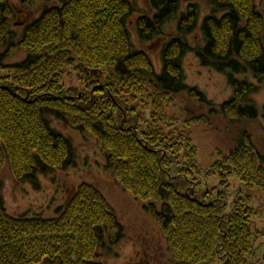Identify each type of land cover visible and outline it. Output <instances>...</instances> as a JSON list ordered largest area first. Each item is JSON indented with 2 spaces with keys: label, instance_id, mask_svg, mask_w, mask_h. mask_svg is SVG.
<instances>
[{
  "label": "trees",
  "instance_id": "1",
  "mask_svg": "<svg viewBox=\"0 0 264 264\" xmlns=\"http://www.w3.org/2000/svg\"><path fill=\"white\" fill-rule=\"evenodd\" d=\"M40 1L39 16L19 26L15 2L0 0V175L9 167L18 182L37 185L40 174L66 169L74 143L53 128L52 119L59 120L96 139L107 168L162 234L170 264H250L251 197L238 194L229 209L224 190L236 180L264 195V159L241 132L236 147L212 165L219 184L202 189L187 126L208 120L193 117L183 126L169 111L185 91L192 102L207 103L182 70L193 50L188 37L201 27L197 55L235 90L221 112L228 121L258 117L247 100L253 85L235 78H264L257 0H201L210 10L203 22L200 5L181 12V0H19L28 10ZM174 20L176 33L167 36ZM161 38L158 71L146 49ZM21 52L22 62L5 64ZM67 78L86 92L66 87ZM3 190L0 176V264H104L100 250L124 237L118 215L93 185L82 183L50 219L10 215Z\"/></svg>",
  "mask_w": 264,
  "mask_h": 264
},
{
  "label": "rangeland",
  "instance_id": "2",
  "mask_svg": "<svg viewBox=\"0 0 264 264\" xmlns=\"http://www.w3.org/2000/svg\"><path fill=\"white\" fill-rule=\"evenodd\" d=\"M20 22H30L39 16L45 4L40 1L34 7L23 5L19 0H13ZM197 2L201 9V22L210 14L209 8L201 0H181V12H185L188 4ZM260 10L264 13V0H257ZM57 4L56 1L50 4ZM147 14L152 12L146 2H140ZM180 14L177 15V19ZM2 14L0 12V19ZM20 26V24H19ZM167 36L175 34L177 20L171 21L166 26ZM189 40L193 50L186 53L182 61L184 81L189 88L200 91L206 104L192 102L189 92L185 91L171 107L169 113L178 119L179 125L187 126L193 117L203 116L208 123L188 125L187 131L192 137V142L198 151V165L201 167L199 178L202 179V189L205 186L213 187L219 184L218 177L211 171L212 165L219 160L220 154H227L236 147V141L241 137V132L250 136L256 152L264 159V78L256 79L252 75H236V79H248L252 84V91L247 100L249 105H254L259 115L252 121H228L221 112V106L228 102L235 90L228 77L211 67L204 66L197 55L195 48L203 43L204 37L201 27L197 29ZM164 38L147 43L151 60L157 70L162 67V46ZM26 56L23 52L13 55L5 61L6 65L22 62ZM4 74V73H3ZM1 75V73H0ZM68 79H70L68 81ZM66 87L82 89L75 78H67ZM84 89V91H83ZM81 91V90H79ZM52 126L74 143L75 154L70 165L58 172L40 174L37 185L30 182L21 183L15 179L11 169L6 167L1 172L3 181V197L5 207L10 215H43L50 219L61 211L70 201L73 192L82 184L93 185L104 194L118 215L120 223L124 226V237L115 245L107 246L100 250L104 264H170V255L167 244L149 215L144 212V204L135 200L133 196L122 189L115 179L113 171L107 168V160L97 148L96 139L83 131L67 127L59 120L52 119ZM229 189L224 190L228 198L229 209L237 195L248 193L251 208L253 209L252 228L255 235L254 254L249 258L250 264H264V195L259 190H249L242 187L238 181L230 182Z\"/></svg>",
  "mask_w": 264,
  "mask_h": 264
}]
</instances>
